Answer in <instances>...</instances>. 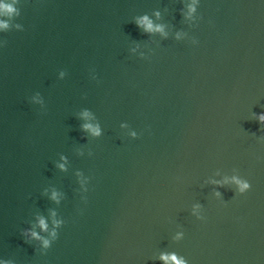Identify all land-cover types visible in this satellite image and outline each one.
Listing matches in <instances>:
<instances>
[{
    "label": "water",
    "instance_id": "water-1",
    "mask_svg": "<svg viewBox=\"0 0 264 264\" xmlns=\"http://www.w3.org/2000/svg\"><path fill=\"white\" fill-rule=\"evenodd\" d=\"M0 5L2 264H264V0Z\"/></svg>",
    "mask_w": 264,
    "mask_h": 264
},
{
    "label": "clouds",
    "instance_id": "clouds-1",
    "mask_svg": "<svg viewBox=\"0 0 264 264\" xmlns=\"http://www.w3.org/2000/svg\"><path fill=\"white\" fill-rule=\"evenodd\" d=\"M0 7L4 8L5 12H7V13H9V14H11V13H13V12L15 11V9H14L11 5H7V6H5V5H0ZM137 25H138L139 27H142V28H143L145 31H147V32H152V31H163V29L160 28V27H156V28H154V27H153V24H152V22H151V20H149V18H148L146 15L143 16L142 18L137 19ZM7 27H8L7 23L0 22V28H5V29H6ZM260 121H261V123H264V115H262V116L260 117ZM84 128L87 129V130H90V131L92 132V134L95 135V136H99V135H100V129H99V127H95V128H93L92 125H85ZM59 167H60V168H63V165H59ZM237 183L240 184V187H241V191H242V192H243L245 189H249V188H250V185L247 184V183H241L240 181H237ZM53 199H55V194H53ZM40 225H41V227L44 228L45 230L47 229V225H46V223H45V221H44L43 219L40 220ZM31 235H32L35 239H41V238H40L39 236H37L36 233H34V232H33ZM52 235H53V238L55 239L57 234H56L55 232H53ZM43 245H44V247H45L46 249H50V248L52 247V243H51L50 241H48V240H44V241H43ZM162 258H164V259H168V257H162ZM171 259L174 260V259H175V255H173V256L171 257ZM0 264H2V262H0Z\"/></svg>",
    "mask_w": 264,
    "mask_h": 264
}]
</instances>
